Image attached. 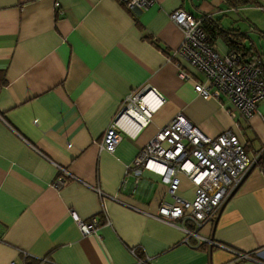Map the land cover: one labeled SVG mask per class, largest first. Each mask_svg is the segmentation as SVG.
Masks as SVG:
<instances>
[{
    "label": "crops",
    "instance_id": "1",
    "mask_svg": "<svg viewBox=\"0 0 264 264\" xmlns=\"http://www.w3.org/2000/svg\"><path fill=\"white\" fill-rule=\"evenodd\" d=\"M253 7L153 0L133 15L116 0H0V264H37L43 257L56 264H264L262 169L252 167L213 222L197 230L223 247L198 243L159 219L161 202L172 201L166 185L150 170L128 169L177 113L210 137L233 129L250 155L264 147V99L243 120L232 118L227 101L196 94L195 80L177 75L174 53L183 35L169 18L183 9L247 34L264 53L255 32L264 28L248 12ZM214 41L229 51L223 39ZM144 87L158 92L160 107L139 130L122 131L113 153L102 149L123 99ZM179 179L176 195L193 200L189 180ZM93 188L116 200L101 203ZM72 212L85 222L96 216L95 232L82 236Z\"/></svg>",
    "mask_w": 264,
    "mask_h": 264
},
{
    "label": "built area",
    "instance_id": "2",
    "mask_svg": "<svg viewBox=\"0 0 264 264\" xmlns=\"http://www.w3.org/2000/svg\"><path fill=\"white\" fill-rule=\"evenodd\" d=\"M130 13L147 9L153 0H116ZM57 13L58 3H55ZM264 10V6L262 8ZM169 18L182 31V41L175 51L180 59L178 77L182 80L194 79V91L204 99H221L231 105L232 118L247 120L258 112L259 102L264 99V83L260 75L264 65V53L253 58L243 59L239 52L222 53L215 45L203 24L202 17H194L183 9H176ZM264 38V31L262 33ZM184 62L192 71L181 66ZM195 75V76H194ZM162 98L152 88L144 87L123 99L118 114L108 124L104 132L101 148L113 153L120 141V133L132 134L145 126L153 113L162 104ZM132 112L133 114H130ZM238 127L237 120L234 122ZM264 159V147L250 155L233 129L223 130L216 136H208L196 125L190 123L182 114L177 113L150 140L142 146L128 169L150 170L160 176L166 185L171 202H161L157 214L159 219L181 228L187 237L194 236L198 243L223 247L212 240L197 234V230L206 222H213L225 201L234 193L249 170ZM63 173L67 174L62 168ZM68 175V174H67ZM185 176L193 189L191 201L176 195L179 188V176ZM138 178L135 177L136 184ZM64 183L62 178L56 186ZM100 202L115 197L99 188H93ZM82 236L94 233L99 222L96 216L87 222L71 213ZM178 220V225L175 221ZM185 221L192 228L185 227ZM236 257L246 258L245 254L233 251ZM9 264H19L13 260ZM37 264H56L48 258L39 259Z\"/></svg>",
    "mask_w": 264,
    "mask_h": 264
},
{
    "label": "trees",
    "instance_id": "3",
    "mask_svg": "<svg viewBox=\"0 0 264 264\" xmlns=\"http://www.w3.org/2000/svg\"><path fill=\"white\" fill-rule=\"evenodd\" d=\"M227 6L231 8H238L243 6H258L261 9L263 6L260 5V3L257 0H223ZM204 29L205 31L211 35V37L215 40L217 37H220L223 39L225 44L227 45L229 51L228 52H239L243 53L246 56H249L250 58H253L259 54H261L259 51H257V48L252 41L245 33H240L236 30H224L220 27H217L214 23L210 22L209 20H205L204 22ZM257 35H259L261 38L263 31H255ZM264 39V38H263ZM215 42V41H214ZM260 78L262 82L264 83V65L261 69V75Z\"/></svg>",
    "mask_w": 264,
    "mask_h": 264
},
{
    "label": "rangeland",
    "instance_id": "4",
    "mask_svg": "<svg viewBox=\"0 0 264 264\" xmlns=\"http://www.w3.org/2000/svg\"><path fill=\"white\" fill-rule=\"evenodd\" d=\"M253 8L254 9H258V10L250 9L248 12H250L251 14H254V17H255V19H256L259 27L264 28V10H262V9L259 10V8H257L256 6L253 7ZM243 12H244L243 9L240 8L238 14L240 16H243L244 15ZM233 15L234 14H231V13L229 14V16H233ZM228 23H229V19L228 18H226L225 20H223L224 27L225 26L227 27L228 26ZM262 46H263V43H262Z\"/></svg>",
    "mask_w": 264,
    "mask_h": 264
},
{
    "label": "bare ground",
    "instance_id": "5",
    "mask_svg": "<svg viewBox=\"0 0 264 264\" xmlns=\"http://www.w3.org/2000/svg\"><path fill=\"white\" fill-rule=\"evenodd\" d=\"M130 114H133L132 112H130Z\"/></svg>",
    "mask_w": 264,
    "mask_h": 264
}]
</instances>
